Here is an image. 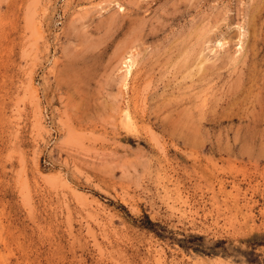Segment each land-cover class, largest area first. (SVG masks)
<instances>
[{
  "label": "rangeland",
  "instance_id": "rangeland-1",
  "mask_svg": "<svg viewBox=\"0 0 264 264\" xmlns=\"http://www.w3.org/2000/svg\"><path fill=\"white\" fill-rule=\"evenodd\" d=\"M0 264H264V0H0Z\"/></svg>",
  "mask_w": 264,
  "mask_h": 264
},
{
  "label": "bare ground",
  "instance_id": "bare-ground-1",
  "mask_svg": "<svg viewBox=\"0 0 264 264\" xmlns=\"http://www.w3.org/2000/svg\"><path fill=\"white\" fill-rule=\"evenodd\" d=\"M117 6V5H116ZM131 59V60H130ZM129 60H127V61H125V62H127V64H126V71H124V77H126L127 79H128V77L132 74V69L134 68V64H135V62L133 63V59L132 58H130ZM125 70V69H124ZM128 112H126V114H127ZM129 115H130V113H129ZM128 118H131V116L130 117H128ZM132 119V118H131ZM130 120V119H129Z\"/></svg>",
  "mask_w": 264,
  "mask_h": 264
},
{
  "label": "trees",
  "instance_id": "trees-1",
  "mask_svg": "<svg viewBox=\"0 0 264 264\" xmlns=\"http://www.w3.org/2000/svg\"><path fill=\"white\" fill-rule=\"evenodd\" d=\"M143 225L147 228V229H153V227L155 226V224L147 217L146 221L143 222Z\"/></svg>",
  "mask_w": 264,
  "mask_h": 264
}]
</instances>
